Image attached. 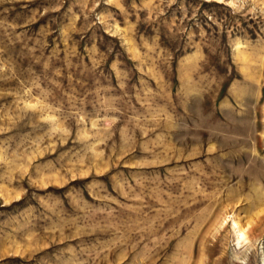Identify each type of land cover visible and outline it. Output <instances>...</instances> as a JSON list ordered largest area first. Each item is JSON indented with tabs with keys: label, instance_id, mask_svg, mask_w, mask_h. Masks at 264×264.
Returning a JSON list of instances; mask_svg holds the SVG:
<instances>
[{
	"label": "rangeland",
	"instance_id": "374dc122",
	"mask_svg": "<svg viewBox=\"0 0 264 264\" xmlns=\"http://www.w3.org/2000/svg\"><path fill=\"white\" fill-rule=\"evenodd\" d=\"M0 264H264V0H0Z\"/></svg>",
	"mask_w": 264,
	"mask_h": 264
},
{
	"label": "bare ground",
	"instance_id": "6f19581e",
	"mask_svg": "<svg viewBox=\"0 0 264 264\" xmlns=\"http://www.w3.org/2000/svg\"><path fill=\"white\" fill-rule=\"evenodd\" d=\"M235 227L238 228V225L235 224ZM238 237H239V239H242L244 237V233L241 232L240 230H238Z\"/></svg>",
	"mask_w": 264,
	"mask_h": 264
}]
</instances>
